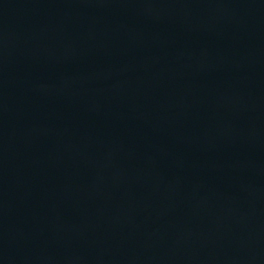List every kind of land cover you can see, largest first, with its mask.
Returning <instances> with one entry per match:
<instances>
[{
  "label": "water",
  "instance_id": "1",
  "mask_svg": "<svg viewBox=\"0 0 264 264\" xmlns=\"http://www.w3.org/2000/svg\"><path fill=\"white\" fill-rule=\"evenodd\" d=\"M0 264H264V0H0Z\"/></svg>",
  "mask_w": 264,
  "mask_h": 264
}]
</instances>
